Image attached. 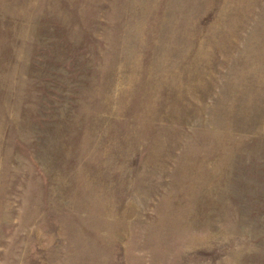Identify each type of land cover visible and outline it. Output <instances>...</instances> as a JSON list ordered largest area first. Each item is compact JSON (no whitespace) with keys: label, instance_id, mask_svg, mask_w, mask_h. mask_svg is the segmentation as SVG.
Masks as SVG:
<instances>
[{"label":"rangeland","instance_id":"374dc122","mask_svg":"<svg viewBox=\"0 0 264 264\" xmlns=\"http://www.w3.org/2000/svg\"><path fill=\"white\" fill-rule=\"evenodd\" d=\"M0 264H264V0H0Z\"/></svg>","mask_w":264,"mask_h":264}]
</instances>
